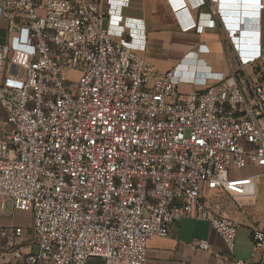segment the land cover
Here are the masks:
<instances>
[{"label":"built area","instance_id":"2783aa9c","mask_svg":"<svg viewBox=\"0 0 264 264\" xmlns=\"http://www.w3.org/2000/svg\"><path fill=\"white\" fill-rule=\"evenodd\" d=\"M191 1L218 15L217 0ZM124 8L105 27L101 0H0V217L30 211L38 246L10 264H147L149 241L187 218L208 220L235 255L239 223L204 193L257 196L264 170L231 171L264 169V44L250 62L228 47V73H161L127 45L147 34ZM251 240L264 249V231ZM193 247L212 252L205 239Z\"/></svg>","mask_w":264,"mask_h":264},{"label":"crops","instance_id":"0c3cea01","mask_svg":"<svg viewBox=\"0 0 264 264\" xmlns=\"http://www.w3.org/2000/svg\"><path fill=\"white\" fill-rule=\"evenodd\" d=\"M186 1L101 0V9L105 13L104 26L113 23L118 5L125 6L123 15L141 21L147 34V45L142 40L130 38L126 39L127 45L146 55L161 73L171 71L179 64L188 65L189 70L228 73L227 51L230 46L241 61L250 62L258 58L260 46L264 44V0H217L218 15L212 14L208 5L194 6L192 1L184 5ZM193 20L197 27L185 30L184 27L192 24ZM134 29L140 33L142 28L135 26ZM197 51L203 52L202 57H198ZM214 52L220 58L208 59L207 56ZM186 85L182 84V89ZM247 171L246 174H251L261 170L252 167ZM261 178L254 200L234 198L214 190L204 193L206 204L212 211L239 223L234 256L245 264H264V249L256 247L251 240L253 227L264 231V188L259 187ZM0 226L22 225H6L0 219ZM196 239L207 240L212 252L195 249L193 242ZM3 244L0 247V264H10L15 249L23 252L38 250L33 234L29 233L14 240L0 236V246ZM234 256L228 252L208 220L187 218L173 225L167 237L149 241L147 264H227Z\"/></svg>","mask_w":264,"mask_h":264},{"label":"rangeland","instance_id":"374dc122","mask_svg":"<svg viewBox=\"0 0 264 264\" xmlns=\"http://www.w3.org/2000/svg\"><path fill=\"white\" fill-rule=\"evenodd\" d=\"M208 59L217 60L220 58V55L214 52L212 55L207 56ZM70 76H73L70 74ZM190 88L189 85L183 86L184 91H188ZM6 120V113L2 105L0 104V137L4 135L5 130L7 127L5 126ZM264 169H261V171ZM248 171L247 170H237L233 169L231 171L232 176H242L245 175ZM259 187L264 188V176L261 178V184ZM32 213L30 211H23V210H14L10 205L7 206L5 214L0 217L2 222L6 225H13V224H20L25 229V235L30 234L32 235L31 226H32ZM1 227V226H0ZM1 245L0 247H3ZM90 264H103V261L99 258H92L90 260Z\"/></svg>","mask_w":264,"mask_h":264},{"label":"trees","instance_id":"16d2710c","mask_svg":"<svg viewBox=\"0 0 264 264\" xmlns=\"http://www.w3.org/2000/svg\"><path fill=\"white\" fill-rule=\"evenodd\" d=\"M5 34H6L5 25L2 22H0V44H2L5 41Z\"/></svg>","mask_w":264,"mask_h":264},{"label":"snow or ice","instance_id":"6c2138e0","mask_svg":"<svg viewBox=\"0 0 264 264\" xmlns=\"http://www.w3.org/2000/svg\"><path fill=\"white\" fill-rule=\"evenodd\" d=\"M232 2H238V0H232Z\"/></svg>","mask_w":264,"mask_h":264}]
</instances>
